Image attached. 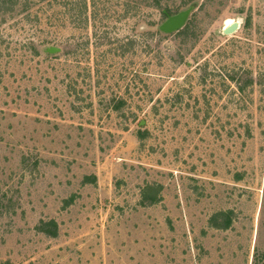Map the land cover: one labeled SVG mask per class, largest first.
Returning a JSON list of instances; mask_svg holds the SVG:
<instances>
[{"label":"rangeland","instance_id":"1","mask_svg":"<svg viewBox=\"0 0 264 264\" xmlns=\"http://www.w3.org/2000/svg\"><path fill=\"white\" fill-rule=\"evenodd\" d=\"M47 1L0 11V264H264V0Z\"/></svg>","mask_w":264,"mask_h":264},{"label":"trees","instance_id":"2","mask_svg":"<svg viewBox=\"0 0 264 264\" xmlns=\"http://www.w3.org/2000/svg\"><path fill=\"white\" fill-rule=\"evenodd\" d=\"M52 1L58 5H61L64 8L65 12L70 14L73 22H75L76 24H81L84 21H88L89 18H92L93 20L96 11L98 10V3L96 4L95 0H52ZM153 1L154 4L159 3V0H153ZM14 2L15 0H0V11L4 10L2 9V6L9 4V7H12ZM47 2L50 4L51 0H48ZM127 6H129V4L125 6V9ZM96 8L97 10H95ZM72 199H73L72 196L66 199L65 201L66 204L71 203ZM228 214H229L228 212H219V215L223 218V221L219 225L215 224L214 226H217L219 228H227L230 225V217ZM36 228L39 231L47 234L48 236L51 237L57 236V224L53 219H50L48 221L41 220L36 226Z\"/></svg>","mask_w":264,"mask_h":264},{"label":"water","instance_id":"3","mask_svg":"<svg viewBox=\"0 0 264 264\" xmlns=\"http://www.w3.org/2000/svg\"><path fill=\"white\" fill-rule=\"evenodd\" d=\"M195 6H196V3H191L185 9L180 10L175 14H167L165 11H163L166 18L158 26L159 31L163 33H171V32L179 30L185 24L189 14L195 8ZM237 27H238V22L233 21L226 27H223L222 32L224 34H230L234 32L237 29ZM58 50L59 48L54 47V46H49L46 48V52L48 53H54Z\"/></svg>","mask_w":264,"mask_h":264},{"label":"bare ground","instance_id":"4","mask_svg":"<svg viewBox=\"0 0 264 264\" xmlns=\"http://www.w3.org/2000/svg\"><path fill=\"white\" fill-rule=\"evenodd\" d=\"M233 22V21H232ZM227 26V25H226ZM226 26H224V27H226Z\"/></svg>","mask_w":264,"mask_h":264}]
</instances>
